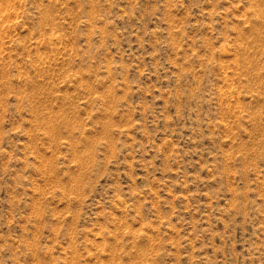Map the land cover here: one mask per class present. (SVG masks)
Masks as SVG:
<instances>
[{
	"label": "rangeland",
	"instance_id": "374dc122",
	"mask_svg": "<svg viewBox=\"0 0 264 264\" xmlns=\"http://www.w3.org/2000/svg\"><path fill=\"white\" fill-rule=\"evenodd\" d=\"M0 264H264V0H0Z\"/></svg>",
	"mask_w": 264,
	"mask_h": 264
}]
</instances>
